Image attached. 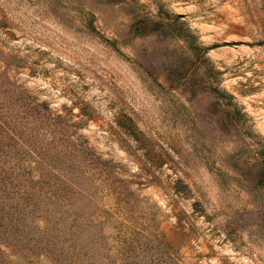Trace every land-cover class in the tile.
Instances as JSON below:
<instances>
[{"label":"rangeland","instance_id":"obj_1","mask_svg":"<svg viewBox=\"0 0 264 264\" xmlns=\"http://www.w3.org/2000/svg\"><path fill=\"white\" fill-rule=\"evenodd\" d=\"M0 109L51 186L0 264H264V0H0Z\"/></svg>","mask_w":264,"mask_h":264},{"label":"trees","instance_id":"obj_2","mask_svg":"<svg viewBox=\"0 0 264 264\" xmlns=\"http://www.w3.org/2000/svg\"><path fill=\"white\" fill-rule=\"evenodd\" d=\"M1 111L3 112L0 109ZM16 130L15 124L10 125L0 120V237L6 236V239L11 238L13 241H16L17 235L15 232L11 234V230L16 231L19 223L24 224L30 233L32 232L30 227L33 220L29 213L40 208L42 199H46L47 192H44L42 187L47 189L51 187L50 170L43 164V156H39L42 151H48L50 140L43 141L40 137H35L34 139L37 140H33V143L38 146V152L33 156V158L36 157L33 160L34 164L45 169L44 173L46 174L43 176L38 172V179L35 180L34 175L37 170L27 169L22 163L20 157L22 154H19L23 144V140L21 141L23 139L22 130L19 128V133ZM42 133L50 134V129H45ZM31 140L32 137H29L24 142L27 144L28 151L31 147L29 144L32 142ZM78 152L83 161V158L87 157V153L82 150ZM46 178L47 180H45Z\"/></svg>","mask_w":264,"mask_h":264}]
</instances>
